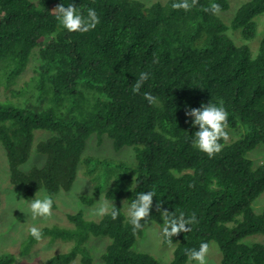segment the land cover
I'll list each match as a JSON object with an SVG mask.
<instances>
[{
    "label": "trees",
    "instance_id": "trees-1",
    "mask_svg": "<svg viewBox=\"0 0 264 264\" xmlns=\"http://www.w3.org/2000/svg\"><path fill=\"white\" fill-rule=\"evenodd\" d=\"M172 2L146 7L140 0H0V88L11 89L38 48L40 60L32 81L23 90L11 89L13 97L32 89L37 105L0 101V143L11 182L23 186L27 199L41 190L55 195L70 190L82 168L95 194L105 192L112 200L126 196L131 204L139 193L153 190L150 223L163 227L158 203L177 216L194 212L198 221L189 233L172 238L171 264L188 263L186 250L205 242L219 244L222 264H264V245L243 242L264 234V208L257 214L253 207L264 194V163L255 166L249 157L264 145V36L253 54L252 46L237 44L228 33L255 40L264 0L243 3L230 23L203 10L215 2L226 11L229 0H199L189 11L173 10ZM69 3L84 15L95 9L100 23L87 33L68 32L53 11ZM142 71L149 79L133 94ZM145 92L158 104L144 99ZM221 101L229 129L243 133L230 143L222 140V151L209 158L192 146L199 128L186 111ZM36 130L51 133L36 147L46 161L23 172ZM94 134L100 142L109 137L116 151L131 147L134 161L85 155ZM102 178L113 184L105 189ZM117 209L116 220L69 214L75 228H42L43 237L73 242L71 251L45 264H70L78 255L82 264H91L92 236L109 238L103 264H161L135 250L148 225L134 231ZM34 241L30 235L29 243ZM163 244L168 245L164 237ZM14 261V255L0 256V264Z\"/></svg>",
    "mask_w": 264,
    "mask_h": 264
},
{
    "label": "rangeland",
    "instance_id": "rangeland-1",
    "mask_svg": "<svg viewBox=\"0 0 264 264\" xmlns=\"http://www.w3.org/2000/svg\"><path fill=\"white\" fill-rule=\"evenodd\" d=\"M168 0H140V2L148 7L155 2L165 3ZM230 8L219 13L220 18L227 23H230L234 18L238 8L245 2L251 0H229ZM259 23L258 37L251 41H244L240 31L230 30L228 33L236 41L237 44L247 43L252 48L253 54H257L258 45L264 36V16H259L256 19ZM254 49V50H253ZM38 49H36L29 62L28 68L15 79V83L11 86L13 90H23L26 83L32 81L36 75V70L40 65V60L37 57ZM82 86V84H81ZM81 88V87H80ZM11 89L0 88V101L7 100L16 106L35 107L37 102L32 98L35 93L31 89L24 92L26 95L13 97ZM77 113V112H76ZM229 134L228 143L240 138L242 131L227 129ZM51 137V133L46 130H36L34 141L31 147V153L28 161L21 166L23 172H28L34 167H41L45 164L46 157L37 152V144ZM85 155L100 158H115L128 162L134 161V153L131 147H124L120 151H116L113 146V141L104 136L100 142L97 135H92L87 144ZM249 157L254 161L255 166L264 163V145L259 146L256 150L249 154ZM101 182L107 189L112 181L107 183L105 178ZM41 196L49 194L45 190L39 191ZM24 188L21 184H13L11 182V172L9 160L6 150L0 143V256L14 255L15 261L12 264H45L46 261L55 255L67 253L71 251L73 242H66L61 239H52L51 237H43L40 242L34 241L29 243L30 233L28 228L32 225L42 229L45 227H60L66 229L75 228V224L68 218L69 214H82L89 221H98L101 217L93 215L97 203L103 195L104 199L114 204V206L123 209L124 202L130 205L126 196L120 200H112L106 197L105 192L98 195L95 194V184L90 181L82 173V168L78 171L76 180L70 190H62L55 195H51L54 199V206L50 218L31 219L29 203L34 200L36 195L27 199L24 195ZM50 195V194H49ZM17 197V199H16ZM92 199V203L83 201L84 198ZM21 200H24L21 202ZM254 211L260 214L264 208V194L261 195L253 205ZM126 213V208L123 209ZM162 228L155 222H151L145 228L143 235L138 239L135 250L148 253L155 257L161 264H171L175 245L172 246L163 244ZM243 242L247 245L260 243L264 245V234H254L246 237ZM109 244V238L104 236H92L87 247L90 251L91 264H103L102 254ZM24 247L27 250H24ZM24 250V251H23ZM82 255H78L70 264H82ZM207 264H222V251L217 242H212L209 248V253L206 257ZM188 264V263H186ZM192 264H197L193 261Z\"/></svg>",
    "mask_w": 264,
    "mask_h": 264
},
{
    "label": "clouds",
    "instance_id": "clouds-1",
    "mask_svg": "<svg viewBox=\"0 0 264 264\" xmlns=\"http://www.w3.org/2000/svg\"><path fill=\"white\" fill-rule=\"evenodd\" d=\"M198 3L199 0H173L171 8L173 10L189 11L196 7ZM203 10L213 15H218L222 9L219 4L213 2ZM53 13H56L58 23L68 32L87 33L90 30H94L100 23L99 16L95 9L88 8L87 14L84 15L74 3H69L67 7L60 4ZM148 79L149 74L147 72H140L139 77L135 80L131 88L133 94H139L142 86ZM144 99L151 105H156L159 102L157 97L148 92L144 93ZM186 115L194 118L192 120L193 127L199 128L193 136V148L207 154L209 158L219 154L225 146L221 141L227 142L229 139L227 131L229 128V113L223 106V102L221 101L219 105L213 104L212 102L207 105L202 104L199 109L189 108L186 111ZM155 196V191L150 190L148 192L139 193L136 198L132 200L130 205L127 204V201L124 202L123 209L126 208L128 222L132 225L134 231L141 230L150 223L149 218L151 217L153 198ZM22 201L24 200H21V202ZM53 205L54 199L51 195L45 193L41 196V193L38 191L35 199L31 200L29 203L31 219H36L38 217L50 218ZM156 208L163 219L162 234L169 246H172V238L174 236L182 232L189 233L191 231V227L189 226L198 222L194 212L186 217L183 212H180L177 216L176 213L164 210L162 204L159 203L156 205ZM120 213L121 210H118L113 203L107 201L104 199L103 195H101V199L97 203L93 215L99 217L110 215L113 220H116ZM28 231L37 242L43 239V233L37 226H30ZM209 248V243L205 242L200 244L198 250H186L188 264H192L193 261L197 262V264H207L206 257L209 253Z\"/></svg>",
    "mask_w": 264,
    "mask_h": 264
}]
</instances>
